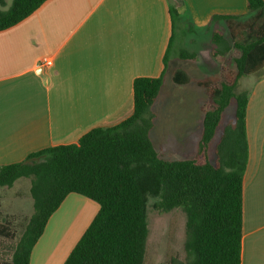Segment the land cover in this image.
<instances>
[{"label":"trees","instance_id":"trees-1","mask_svg":"<svg viewBox=\"0 0 264 264\" xmlns=\"http://www.w3.org/2000/svg\"><path fill=\"white\" fill-rule=\"evenodd\" d=\"M45 1L13 0L7 11L0 10V32L28 18ZM167 2L175 31L180 16L175 3ZM246 8L244 15H213L207 25L208 29L225 24L228 38L218 28L212 31L211 55L216 58L233 51L231 68L221 66L200 80L182 69L173 72L174 84L194 82L210 100L202 109V134L193 158L165 160L150 140L155 121L151 107L163 85L166 53L159 77L133 80V112L127 119L92 129L76 144L49 147L0 167V187L30 179L33 207L17 241L10 223L6 219L0 223V239L11 241L6 251L0 250V264H29L48 220L69 194L95 202L98 210L63 264H144L148 197L159 199L162 212L180 208L185 213L187 261L171 257L169 264L241 263L248 93H236L235 88L242 77L258 73L264 77V1L246 0ZM178 58L194 60L196 54L182 49ZM232 102L233 117L220 128L223 112Z\"/></svg>","mask_w":264,"mask_h":264},{"label":"crops","instance_id":"crops-1","mask_svg":"<svg viewBox=\"0 0 264 264\" xmlns=\"http://www.w3.org/2000/svg\"><path fill=\"white\" fill-rule=\"evenodd\" d=\"M0 1L4 12L13 0ZM171 1L180 16L179 41L167 0H46L1 31L0 167L121 123L133 112L134 79L159 77L166 53L181 60L178 48L186 45V34L206 30L213 15L247 11L246 0ZM44 58L51 66H39ZM239 92L248 93L240 264H264V77ZM160 97L161 91L152 106ZM86 200L76 194L65 198L29 264L64 263L98 210Z\"/></svg>","mask_w":264,"mask_h":264},{"label":"rangeland","instance_id":"rangeland-1","mask_svg":"<svg viewBox=\"0 0 264 264\" xmlns=\"http://www.w3.org/2000/svg\"><path fill=\"white\" fill-rule=\"evenodd\" d=\"M214 28L220 29L228 38L225 24L219 22L206 30L186 34L185 42H183L186 45L182 44L183 47L180 46L178 51L183 49L194 52L196 54L194 60L169 59L172 51L168 56L169 64L160 90L161 97L158 104L151 107L155 114V121L149 135L154 149L165 160L180 161L195 156L202 134V109L210 104L204 89L198 87L194 82L185 86L174 84L171 79V70L173 68L185 70L193 80H200L217 73L221 66L232 67V57L236 56L233 51L216 58L211 55V36ZM180 35L177 25L174 34L176 41L180 40ZM260 76L261 73H258L240 79L235 92L246 90ZM234 108L232 102L224 110L220 128L232 119ZM219 133L220 129L211 145V150ZM29 189L30 179L27 178L18 179L11 188L0 187V223L4 219L10 223L14 233L13 241L20 238L33 212ZM86 201L94 209L98 208L95 202ZM158 201L159 199L156 197H148L146 203L148 235L144 264H169L171 257L186 262L187 258L184 252L185 213L180 208L168 213L162 212L157 207ZM9 243L11 241L0 239V250L6 251V246Z\"/></svg>","mask_w":264,"mask_h":264},{"label":"built area","instance_id":"built-area-1","mask_svg":"<svg viewBox=\"0 0 264 264\" xmlns=\"http://www.w3.org/2000/svg\"><path fill=\"white\" fill-rule=\"evenodd\" d=\"M51 64H52L51 59H49V58H44V59H42V60L40 61L39 66H40V67H49V66H51Z\"/></svg>","mask_w":264,"mask_h":264}]
</instances>
